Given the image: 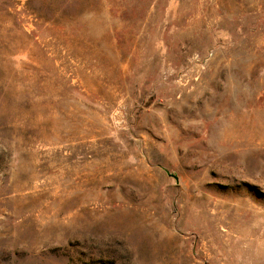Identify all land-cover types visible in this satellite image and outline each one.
Instances as JSON below:
<instances>
[{
  "label": "rangeland",
  "instance_id": "rangeland-1",
  "mask_svg": "<svg viewBox=\"0 0 264 264\" xmlns=\"http://www.w3.org/2000/svg\"><path fill=\"white\" fill-rule=\"evenodd\" d=\"M0 264H264V0H0Z\"/></svg>",
  "mask_w": 264,
  "mask_h": 264
},
{
  "label": "water",
  "instance_id": "water-1",
  "mask_svg": "<svg viewBox=\"0 0 264 264\" xmlns=\"http://www.w3.org/2000/svg\"><path fill=\"white\" fill-rule=\"evenodd\" d=\"M172 176H173V177H175L176 179H178V176H177V175H175V174H172Z\"/></svg>",
  "mask_w": 264,
  "mask_h": 264
}]
</instances>
